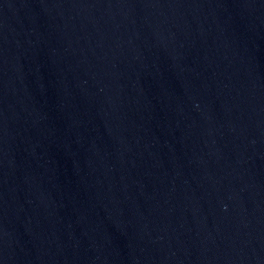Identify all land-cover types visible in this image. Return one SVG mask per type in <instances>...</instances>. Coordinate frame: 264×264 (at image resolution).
<instances>
[{"label": "water", "instance_id": "95a60500", "mask_svg": "<svg viewBox=\"0 0 264 264\" xmlns=\"http://www.w3.org/2000/svg\"><path fill=\"white\" fill-rule=\"evenodd\" d=\"M0 264H264V0H0Z\"/></svg>", "mask_w": 264, "mask_h": 264}]
</instances>
